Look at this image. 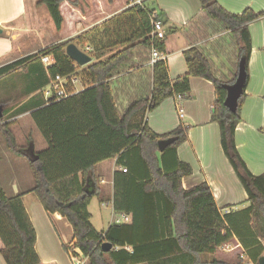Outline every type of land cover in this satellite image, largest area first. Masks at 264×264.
I'll return each mask as SVG.
<instances>
[{"label": "trees", "instance_id": "obj_1", "mask_svg": "<svg viewBox=\"0 0 264 264\" xmlns=\"http://www.w3.org/2000/svg\"><path fill=\"white\" fill-rule=\"evenodd\" d=\"M114 1L107 0L110 5ZM198 1L201 10L193 19L194 31L210 23L205 30H213L217 25L229 33L231 70L227 74L218 75L210 56L193 45L195 39L190 28L184 32L191 41L183 52L187 73L171 81L166 61L160 60L151 68L150 83L141 81L132 85L131 93L126 94L127 104L119 107L112 80L139 71L152 49L164 54L165 40L179 31L168 25L164 12L145 2L127 8L93 30V48L88 55L95 62L84 68L80 69L67 57L65 48L69 43L48 46L0 67V80L25 70L26 95L33 94L31 99L35 101H27L24 111H31V120L46 143L44 150L27 158L33 179L31 192L47 214L57 213L71 226L74 244H63L62 249L67 253L71 248L78 249L87 264H203V255L214 254L234 236L243 237V233L233 229L230 217L219 214L205 183L189 190L182 188L181 181L192 174V168L177 159L176 149L187 141V127L180 124L172 132L158 135L147 124V114L164 100L187 98L189 80L193 77L213 85L210 122L218 125L223 153L247 195L248 207L243 213L251 234L264 242V173L250 174L237 153L234 139L248 82L251 52L248 25L264 14L251 9L231 14L216 0ZM61 4L62 0L35 3L37 8H46L57 32L64 23ZM153 22L162 27L163 40L153 35ZM198 32L200 38H207L206 31ZM75 41L87 42L86 38ZM46 56L53 64L45 69L41 58ZM241 57L246 60V83L233 114L224 106L225 86L234 83ZM133 59L138 61L132 63ZM69 75L79 79L83 90L59 102H46L43 89L56 76ZM2 104L0 101V107ZM3 120L4 113L0 124ZM0 132L7 149L20 155L8 126L1 125ZM170 138L175 141L160 154L158 142ZM115 157L117 166L126 172L114 173L113 209L130 216L131 221L113 224L101 233L92 226L87 209L99 195L94 168ZM21 197L22 194L8 197L0 185L1 255L5 264H41L35 250L36 232ZM103 243L110 244L111 250L103 252ZM254 261L258 264V258ZM209 264L226 263L214 259Z\"/></svg>", "mask_w": 264, "mask_h": 264}, {"label": "crops", "instance_id": "obj_2", "mask_svg": "<svg viewBox=\"0 0 264 264\" xmlns=\"http://www.w3.org/2000/svg\"><path fill=\"white\" fill-rule=\"evenodd\" d=\"M152 2L158 10L164 12L168 25L179 29L165 40L164 61L167 63L171 81L187 73L183 52L191 46V41L184 36V32L190 28L193 30L195 39L193 45L210 56L218 75L227 74L231 70L227 50L229 33L221 30V27L217 25H214L213 30H205L211 25L210 23L203 28L198 26L197 32L194 31L193 19L201 10L198 0H150L149 5ZM216 2L231 14H241L246 9L264 14V0H216ZM35 3L36 0H0V29L2 30L0 67L34 54V52L23 51L25 46L20 42L23 33L13 32V30L23 28L30 9L37 8ZM198 31H206L207 38H200ZM248 31L251 41L248 82L234 139L237 153L250 174L260 176L264 173V16L250 23ZM218 54L226 60L227 70L225 67L219 69ZM151 72L147 62L143 63L139 71L114 78L112 80L114 91L121 97H127V100L126 98L124 100L127 104L130 93L129 90L124 92L125 84L130 82L131 86H137L141 81L145 84L150 83ZM189 84L190 93L186 99L181 101L176 98L166 99L147 114L148 127L158 135L168 134L180 124L187 127L188 139L176 149L177 159L192 168V174L182 179V188L189 190L205 183L211 191L219 214L225 218L230 217L233 229L244 234L241 239L234 236L232 241L222 245L214 254L203 255L202 263L209 264L215 259L232 264L231 259L234 255L243 254L248 264H255L256 258L264 256V242L251 234L243 213V210L248 207L247 195L223 153L218 125L210 122V107L214 101L213 85L209 81L195 77L190 78ZM119 89L122 91L119 92ZM82 90L80 86L79 90L76 88L75 93ZM32 95H26L27 99L21 104L19 111L3 122V124L13 122L9 126L11 139L14 146L21 152L17 155L9 151L3 137L0 136V168L4 161L7 162L8 168L7 174L2 171L3 177L0 175V185L8 197L22 194V204L36 232L35 250L40 263L73 264L69 252L62 249L63 244L69 246L74 244L71 226L59 214H47L36 195L31 192L33 179L27 158L46 148L45 141L31 120V111H24L27 101L30 100L31 103L35 101L31 99ZM116 159L115 157L106 160L94 168L99 195L90 201L87 209L92 226L101 233L106 232L113 224H127L131 221L130 216L116 213L113 209V176L115 172L123 170L117 166ZM2 178L5 180V187ZM5 188L9 194L6 193ZM103 216L106 220L105 226L102 221ZM94 218L97 219L94 220ZM97 224H100V227ZM2 249L0 242V264H5L1 255ZM73 250L84 264L86 259L81 252L78 249Z\"/></svg>", "mask_w": 264, "mask_h": 264}, {"label": "rangeland", "instance_id": "obj_3", "mask_svg": "<svg viewBox=\"0 0 264 264\" xmlns=\"http://www.w3.org/2000/svg\"><path fill=\"white\" fill-rule=\"evenodd\" d=\"M149 1L150 0H115L114 3L110 5L108 4L107 0H62V4L60 6V12L64 19V23L62 25L61 31L57 32L55 30V27L49 15L47 14L46 8L38 7V8L30 9V12L26 16L27 22L24 21L23 23L22 26L23 28L14 29L13 32H18L20 34L23 33L20 42L21 44H24L23 46H25L23 47V51L25 53L34 52L35 54V52L37 53L51 45L69 43L75 45L81 52L88 55L90 52H92V48H93V45L91 44V40H92L91 33L93 32V30L100 28L102 23L119 15L127 8L135 4H138L139 2L142 3L145 2L149 5ZM151 5L154 8H156L154 2H152ZM100 33L101 32L99 31V34ZM78 38H83V39L86 38L87 42L86 43L82 41L76 42L75 40ZM90 58H91V63L95 62V60H93L92 57ZM217 59L219 61L218 66L220 65L219 69L225 67V69L227 70L228 65L224 57L221 54H218ZM137 61H138L137 59H133L132 63H135ZM85 66L79 68L81 69L84 68ZM25 73H26L25 70H20L13 73L7 78L0 80V101H3V104L0 107V112L4 113L3 122H5L10 116L15 115L17 111H19V109L21 108L22 106L21 104H23L27 99L26 87L28 85V81L25 78ZM75 84L76 86L73 88L75 92H76V88L78 90L80 89V86L84 88V86L79 81V79H77V83ZM124 87H125L124 89L125 93H126L125 90H129L128 92L131 93L132 86L130 82H127ZM116 97H117L118 106L124 108L126 104L124 100L125 98L127 100V97L125 96L121 97L118 94H116ZM17 107L18 109H16ZM3 122L0 124V126L7 125L8 129L9 126H11L13 123L12 122V123L3 124ZM6 166H7V162L4 161L2 167L0 168L1 177H3L2 171L5 172L6 174L8 173L7 172L8 168ZM2 182L5 187L6 183L4 178H2ZM5 191L7 194H9L7 188H5ZM95 219L97 218H94V220ZM102 221H103V225L105 226L106 225L105 216H103ZM97 225L98 227H100L99 226L100 224ZM234 256L231 259L233 262L232 264H235L236 262L241 260L243 264H248L245 255L236 254ZM84 264H87V262L85 261Z\"/></svg>", "mask_w": 264, "mask_h": 264}, {"label": "built area", "instance_id": "obj_4", "mask_svg": "<svg viewBox=\"0 0 264 264\" xmlns=\"http://www.w3.org/2000/svg\"><path fill=\"white\" fill-rule=\"evenodd\" d=\"M152 24H153V35H156L158 39L163 40L164 32L160 24L158 22H153ZM160 60H164V54L158 53L156 50L152 49L149 55V59L147 61V65L150 68H152V66ZM41 63L43 64L45 69L53 64L52 59L47 56L41 58ZM76 82H77V78L75 77V75H69L65 77L56 76L43 89L44 100L46 102L53 103V102H59L61 100L68 98L70 95L75 93L73 88ZM175 98L178 101L182 100L181 96H177ZM178 112L179 114H181L180 108H178ZM122 172L125 173L126 170L123 169ZM123 219L126 220V218H123ZM69 254H70V258L73 264H82V262L79 260V256L74 252L73 249L69 251Z\"/></svg>", "mask_w": 264, "mask_h": 264}, {"label": "water", "instance_id": "obj_5", "mask_svg": "<svg viewBox=\"0 0 264 264\" xmlns=\"http://www.w3.org/2000/svg\"><path fill=\"white\" fill-rule=\"evenodd\" d=\"M2 30L0 29V34ZM65 53L78 67H83L91 63V58L85 53L81 52L75 45L69 44L65 48ZM245 58L241 57L238 62V69L236 79L233 84L226 85V97L224 100V106L230 113H235L237 110L238 100L243 93V89L246 83V72H245ZM2 113L0 112V118ZM175 141V138H170L167 140H161L158 142V150L162 153L166 147L171 145ZM112 246L108 243H103L101 249L103 252L110 251ZM258 264H264V256L258 259Z\"/></svg>", "mask_w": 264, "mask_h": 264}]
</instances>
